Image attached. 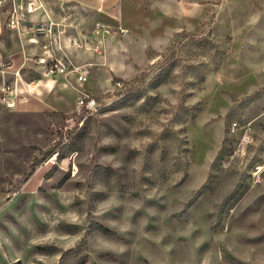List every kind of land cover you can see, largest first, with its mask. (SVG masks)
Instances as JSON below:
<instances>
[{"label":"rangeland","instance_id":"1","mask_svg":"<svg viewBox=\"0 0 264 264\" xmlns=\"http://www.w3.org/2000/svg\"><path fill=\"white\" fill-rule=\"evenodd\" d=\"M189 1L117 6L58 108L0 92V264H264V0Z\"/></svg>","mask_w":264,"mask_h":264},{"label":"crops","instance_id":"2","mask_svg":"<svg viewBox=\"0 0 264 264\" xmlns=\"http://www.w3.org/2000/svg\"><path fill=\"white\" fill-rule=\"evenodd\" d=\"M125 1L45 0L49 19L42 12L31 14L19 31L7 26L10 10L7 3L0 20V87L4 83L14 87L22 80L31 85L32 91L29 102L23 106L34 110H39L41 102L56 108L62 106L67 91L64 79L44 76V65L40 59L47 60L55 52L67 57L74 65L88 63L93 57L95 39L110 26V12L120 6L122 23L130 28L131 23L135 22L124 15ZM39 21L46 24V35L36 36L34 29ZM98 23L104 29H98ZM44 45L47 49L43 48ZM3 65H7V68Z\"/></svg>","mask_w":264,"mask_h":264},{"label":"built area","instance_id":"3","mask_svg":"<svg viewBox=\"0 0 264 264\" xmlns=\"http://www.w3.org/2000/svg\"><path fill=\"white\" fill-rule=\"evenodd\" d=\"M7 3L10 4L9 14L7 16V26L14 30H20L26 25L27 18L31 14L42 12L45 18L49 19L46 14L45 0H10L6 2L0 0V20L3 9ZM98 29H104L102 24H96ZM36 36L46 35L47 26L39 21L34 29ZM106 32V31H105ZM47 49V46H43ZM40 63L44 65V76L63 78L65 82H69L71 78H76L77 83H83L86 72L82 67L75 66L67 57H62L55 52L48 59H40ZM7 68V65H3ZM31 85L24 83L22 80L14 87L4 83L0 87L3 100L12 108L18 105V98L21 95L20 103H28L31 96ZM19 90L22 92L19 94ZM76 104L79 110H93L97 104L96 100L89 95H78ZM231 135H237V142L233 151L232 158L245 159L249 154V149L254 144V135L250 123L241 124L238 121H233L229 127ZM253 182H261L264 175V162H258L251 167L249 172Z\"/></svg>","mask_w":264,"mask_h":264},{"label":"trees","instance_id":"4","mask_svg":"<svg viewBox=\"0 0 264 264\" xmlns=\"http://www.w3.org/2000/svg\"><path fill=\"white\" fill-rule=\"evenodd\" d=\"M193 38H194V37H193ZM161 77H162V76H157L154 80H152V82H154V83L156 84L157 82L160 81ZM223 150H224V147L221 148V150H220V152H219V154H218V156H217V158H216V161L220 158V156H221ZM98 230L103 231V232H105V233H107V234H110V233H111L109 230L103 228L102 226H98Z\"/></svg>","mask_w":264,"mask_h":264}]
</instances>
